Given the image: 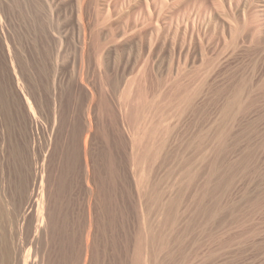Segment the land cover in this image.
I'll list each match as a JSON object with an SVG mask.
<instances>
[{
  "label": "rangeland",
  "instance_id": "1",
  "mask_svg": "<svg viewBox=\"0 0 264 264\" xmlns=\"http://www.w3.org/2000/svg\"><path fill=\"white\" fill-rule=\"evenodd\" d=\"M2 263L264 264V0H0Z\"/></svg>",
  "mask_w": 264,
  "mask_h": 264
},
{
  "label": "bare ground",
  "instance_id": "2",
  "mask_svg": "<svg viewBox=\"0 0 264 264\" xmlns=\"http://www.w3.org/2000/svg\"><path fill=\"white\" fill-rule=\"evenodd\" d=\"M84 138H85V137H84ZM9 245H10V244H9ZM11 248H12V247H11ZM11 248H10V249H11ZM3 250H4V249H3ZM8 254H9V253H8ZM5 255H6V253H5ZM1 257H2L3 259L5 258V260H6V256L2 255ZM10 257H11V256H10ZM12 257H14V256H12ZM7 259H8V258H7ZM5 260H4V261H5ZM6 261H7V260H6ZM9 261H10V260H9ZM9 261H8V262H9ZM2 264H3V263H2Z\"/></svg>",
  "mask_w": 264,
  "mask_h": 264
}]
</instances>
